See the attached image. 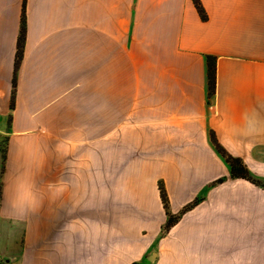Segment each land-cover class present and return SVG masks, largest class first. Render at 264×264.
Listing matches in <instances>:
<instances>
[{
  "label": "crops",
  "instance_id": "1",
  "mask_svg": "<svg viewBox=\"0 0 264 264\" xmlns=\"http://www.w3.org/2000/svg\"><path fill=\"white\" fill-rule=\"evenodd\" d=\"M198 1L25 0L10 109L0 0L1 264H264V186L209 138L264 180V0ZM159 184L171 215L198 200L163 235Z\"/></svg>",
  "mask_w": 264,
  "mask_h": 264
},
{
  "label": "trees",
  "instance_id": "2",
  "mask_svg": "<svg viewBox=\"0 0 264 264\" xmlns=\"http://www.w3.org/2000/svg\"><path fill=\"white\" fill-rule=\"evenodd\" d=\"M199 16L201 19H205V13L200 5V2L198 0H192ZM24 42H25V0L22 2V9H21V15H20V28L16 43V52H15V58H14V69H13V75L11 80V102H10V109L13 107V99H14V92H15V81H16V72L22 57L23 48H24ZM205 64H206V90H207V98L208 103L210 97L214 93V87H215V59L212 56H206L205 57ZM210 142L216 151V153L224 160L226 163L228 169H229V176L231 179H243L251 184H254L256 186L263 187L264 185L260 184L258 180L249 172L247 167L243 164V162L236 157H233L229 155L216 141L213 133H209ZM0 151L3 155V147H0ZM224 179H218L214 182V184L221 183ZM158 191L159 196L162 202V206L165 210L166 214V222L164 226L162 227V235L168 231V229L173 226L181 217L183 213L190 210L197 202L198 200H194L190 204L186 205L180 213L177 215H171L168 210V200L167 196L164 190V187L162 184L158 185ZM132 264H142L140 262H134Z\"/></svg>",
  "mask_w": 264,
  "mask_h": 264
},
{
  "label": "rangeland",
  "instance_id": "3",
  "mask_svg": "<svg viewBox=\"0 0 264 264\" xmlns=\"http://www.w3.org/2000/svg\"><path fill=\"white\" fill-rule=\"evenodd\" d=\"M0 147H3V139L0 138ZM260 182V184L264 185V180L256 178Z\"/></svg>",
  "mask_w": 264,
  "mask_h": 264
},
{
  "label": "water",
  "instance_id": "4",
  "mask_svg": "<svg viewBox=\"0 0 264 264\" xmlns=\"http://www.w3.org/2000/svg\"><path fill=\"white\" fill-rule=\"evenodd\" d=\"M149 260H151V258Z\"/></svg>",
  "mask_w": 264,
  "mask_h": 264
},
{
  "label": "built area",
  "instance_id": "5",
  "mask_svg": "<svg viewBox=\"0 0 264 264\" xmlns=\"http://www.w3.org/2000/svg\"><path fill=\"white\" fill-rule=\"evenodd\" d=\"M1 264V263H0Z\"/></svg>",
  "mask_w": 264,
  "mask_h": 264
}]
</instances>
